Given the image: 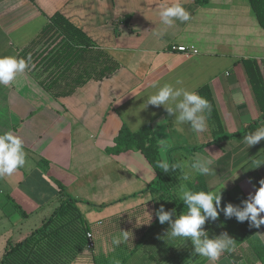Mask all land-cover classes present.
Segmentation results:
<instances>
[{"label":"crops","instance_id":"crops-1","mask_svg":"<svg viewBox=\"0 0 264 264\" xmlns=\"http://www.w3.org/2000/svg\"><path fill=\"white\" fill-rule=\"evenodd\" d=\"M175 2L0 0V56L18 57L50 18L60 14L120 64L109 77L89 81L67 97L48 93L42 84L46 73L39 66L0 85V134L11 130L19 135L26 153L24 167L0 178V194L28 218L48 208L56 210L65 198L60 183L64 193L86 207L87 215L103 214L90 225L97 254L90 264H168L162 258L177 246V241L172 245L167 239L171 225L163 227L155 215L160 204L171 200L144 193L157 177L148 160L140 151H108L124 126L136 132L150 124L161 160L169 162L171 156L190 164L210 159L214 171L204 177L210 190L221 189L222 199L234 188L248 198L264 178V140L250 148L242 140L264 125L243 64L245 59L257 61L264 77V30L248 0H179L190 19L165 28L158 6ZM155 31L164 35H153ZM173 45L194 47L198 53L172 52ZM165 83L198 94L208 87L222 132L214 133L207 112V131L195 134L187 124L178 130L175 116L163 106L147 107V97ZM249 126L242 136L212 143L218 134L231 136ZM195 147L201 149L191 151ZM42 159L47 162L40 163ZM184 171L191 174L187 185L199 174L190 168ZM48 214L45 219L53 212ZM121 230L129 231V239L116 246L113 239ZM257 235L264 244V225ZM242 247L255 264H261L247 243ZM215 264L246 262L226 255Z\"/></svg>","mask_w":264,"mask_h":264},{"label":"trees","instance_id":"trees-1","mask_svg":"<svg viewBox=\"0 0 264 264\" xmlns=\"http://www.w3.org/2000/svg\"><path fill=\"white\" fill-rule=\"evenodd\" d=\"M196 1L197 3H207L209 0ZM248 2L259 26L264 30V0H248ZM39 45L42 48L36 52L35 47ZM28 57H31L28 69L35 66L43 69L46 76L43 77L42 84L48 93L55 98L70 96L77 88L89 81L103 80L120 67L118 61L109 52L95 47L84 32L60 14L51 17L37 40L29 49L21 52L18 56V58H25L26 60ZM243 64L262 113L259 121H264L263 74L257 61L245 59ZM199 94L209 102L210 110L206 112L215 128L214 133H221L222 125L211 91L208 87H203ZM250 128L251 126L231 136L219 137L218 134L212 143L227 137L242 136ZM159 149L160 146L153 128L147 124L136 132L124 126L115 139V146L108 151L114 154L140 151L157 173L156 180L148 185L144 193L157 194L161 200L170 199L175 205L173 207L180 214L185 207L176 196L177 187L181 182L179 179L180 172L177 170L176 172L165 173L156 166L157 161H161ZM200 149V147H195L191 151L195 152ZM39 162L46 163L47 161L42 159ZM172 163L176 162L173 157L169 156V164ZM58 185L61 194L65 196L60 205L49 218L43 221L42 226L34 230L26 239L16 243L10 239L0 264H73L77 257L87 250L89 246L87 233L91 232V228L80 212L79 203L81 202L64 193L62 184L59 183ZM188 187L193 190H210L204 175L201 174L193 178L188 183ZM246 199V195L239 188H234L222 199L221 207H226L231 203L235 207L243 208V201ZM17 210L22 217H27V214L21 211L19 207ZM165 224L171 225L169 222H165ZM250 224V220L239 222L237 217L228 218L220 211L215 221L209 218L202 227L208 238H217L227 233L230 238L235 240V250L239 249L241 253L234 251L222 256L227 255L235 262L245 261L247 264H255L242 247L243 244L247 243L258 261L264 264V244L257 235L258 230L263 225L257 229L250 227ZM176 241L179 243L183 239L170 240V243L174 245ZM182 258L185 259V263L190 264L192 259L194 261L198 258V254H195L194 251ZM205 261H199L197 264H204Z\"/></svg>","mask_w":264,"mask_h":264},{"label":"clouds","instance_id":"clouds-1","mask_svg":"<svg viewBox=\"0 0 264 264\" xmlns=\"http://www.w3.org/2000/svg\"><path fill=\"white\" fill-rule=\"evenodd\" d=\"M158 8L160 22L165 28L172 27L176 20L186 22L190 19V13L179 0L172 4L161 3ZM153 35L162 36L164 31H155ZM30 62L31 57L26 60L16 56H0V85L7 86L13 83L19 74L25 72ZM153 87L157 86L153 85ZM145 103L147 107L149 105L157 108L163 106L169 116H175L173 123L178 130H182L180 126L187 124L195 134L207 131L206 111L210 110V105L195 91L182 87L176 88L165 83L157 87V91L149 95ZM242 140L248 148L264 140V125L248 132ZM25 164L26 153L23 139L11 130L0 134V178L11 176ZM211 164L210 159H194L190 164L184 162L169 164L167 160L157 161L156 166L165 173L179 170V179L185 183L179 184L176 195L185 207L174 220L172 217L176 209L165 211L164 204H160V207L155 209V215L160 224L165 222L171 224V230L168 233L169 240L190 238L195 245V254L206 258L209 264H215L226 252L235 251V240L227 233L217 238H208L202 226L209 218L215 221L222 211L228 218L237 217L239 222L250 220V227L259 229L261 225H264V216L261 215L264 213V178L258 181L259 187L254 192H250L248 198L243 201V208L235 207L231 203L226 207H221V189L193 190L186 183L190 179V173L184 171L185 168H190L201 175H209L214 171ZM128 239L129 231L121 230L119 236L113 239V244L119 246L122 241ZM116 264L119 262L117 261Z\"/></svg>","mask_w":264,"mask_h":264},{"label":"rangeland","instance_id":"rangeland-1","mask_svg":"<svg viewBox=\"0 0 264 264\" xmlns=\"http://www.w3.org/2000/svg\"><path fill=\"white\" fill-rule=\"evenodd\" d=\"M163 204L165 211H171L173 208H175L173 207L175 205H173L172 203L164 202ZM79 209L80 212L83 214L84 218L89 223V225H91L92 221L95 220L96 218L99 219L100 217H103V214L102 216L99 214L98 215L94 214L92 216L87 215V209L84 206L79 205ZM53 210L54 208L53 209L48 208L37 215H32L28 218L26 217L24 218L18 212V210H16V206L13 203L11 202L8 203V201L6 200V195L0 194V261L4 254L5 247L10 239L14 243L26 239L34 230L42 226L43 220L45 219V217H47V214L48 213L50 214L52 212L54 213ZM176 213H178V211L174 213V219H176L177 216L179 215V214L176 215ZM164 224L163 227H165ZM94 249L92 250L87 248L85 252H83L80 256L77 257V259L73 262V264H90V262L95 260V255H97L96 249L95 250ZM194 251H195V245L189 238L183 240L182 242L177 243V246H174L172 252L165 255L164 258H162V260L168 264H185L186 261L182 257L190 252L193 253ZM236 252L239 253L240 250L237 249ZM204 260L207 259L200 257L198 254V258L194 261L192 259V261H190L189 263L197 264V262L199 261L202 262Z\"/></svg>","mask_w":264,"mask_h":264},{"label":"built area","instance_id":"built-area-1","mask_svg":"<svg viewBox=\"0 0 264 264\" xmlns=\"http://www.w3.org/2000/svg\"><path fill=\"white\" fill-rule=\"evenodd\" d=\"M171 51L172 52H180V53H183V54H186V55H188L190 53H192V54H197L198 53V51L194 47L188 48L186 46H177V45H173L171 47ZM87 237L89 239L88 248L89 249H93L95 247V242H94V238H93L92 232H88L87 233Z\"/></svg>","mask_w":264,"mask_h":264}]
</instances>
